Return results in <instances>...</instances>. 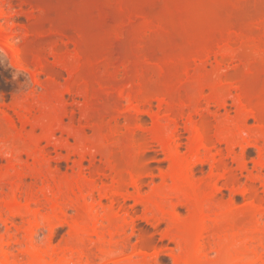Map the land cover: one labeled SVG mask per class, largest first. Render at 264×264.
Segmentation results:
<instances>
[{"label": "bare ground", "instance_id": "6f19581e", "mask_svg": "<svg viewBox=\"0 0 264 264\" xmlns=\"http://www.w3.org/2000/svg\"><path fill=\"white\" fill-rule=\"evenodd\" d=\"M16 1L18 2V0ZM19 1V3L23 2L22 4L25 3L26 6L28 5L31 8L37 5L40 10L34 22L36 23L37 21V26L39 28L32 29L34 23H31L32 25L29 26L30 34L27 36V40L23 45L25 55H31L37 62H40L45 58L44 55L48 54L47 52L53 54L55 47L52 46L49 48L39 39H34L32 41L31 36L36 35L38 30H40L38 35H41L43 33V26L47 24L52 26V29L48 31V33L51 32L62 35L69 31L66 30L63 25L66 24V22H64L66 17L64 18L63 12H60L58 19L53 18L50 20L46 10L49 0ZM57 1L63 3V0ZM84 1L87 3L89 0L87 2L86 0ZM145 1L146 0L99 1L101 6L98 4V6H100V8L98 7L99 10H97L98 13L96 14L94 11L90 12L89 17H98L103 21L101 22L103 25L111 24L110 22L115 19L120 23L118 26H114L115 29L113 31L110 29L114 44H111L106 50L100 51L95 55L85 56L82 54V51H84L82 36H87L90 31L88 30L89 32H85L87 34H84L79 30V32L82 33L81 35L74 29L76 37L73 38L71 43L77 49L74 58L75 63L70 70L69 79L60 97L68 95L72 99H75V97L83 99L84 103L80 116L85 123L90 122L88 130H90L92 134L89 137L85 136V131L83 130H85L86 125L83 126V130H81L70 126L64 128V126L60 127V125H55L51 128L49 126H52V124L48 123L50 125L43 128V136L39 140H34L33 142L35 143L33 145H35V148L39 145L40 141L46 143L47 149H42L40 154L42 155V161L46 162L47 166L53 164L56 171L58 170L59 164L62 162L60 151L63 149L67 151L71 150L73 154L79 158V166H81L84 161H87L92 166L94 165L96 157L102 159L104 168L110 172L109 178L111 180V188L109 187V191L105 187L100 189V191L98 190L97 194H99V200H97L98 202L95 205L101 207L103 201H106L108 203L107 211L112 214L115 213V218H122L115 234H125V231L130 229L131 235L129 237L135 234V224L128 222L132 210L129 211L130 213L126 210V196L123 195L122 191L130 186L135 190L137 195L139 194L141 186V180L138 177L140 173L139 165L145 153L149 152L151 148H154L152 144L157 145L161 153H164L169 161L171 160L169 162L167 159L169 164L174 158V161L178 162L180 171L178 173L176 169L177 171L175 172L178 173L176 174L177 176L173 174V178L174 176L177 177L174 178V180L177 179L176 181H179V178L181 182L184 179L186 180L194 173L193 170L197 166H203L204 164L208 165V186L203 191L201 190L202 188L200 189L202 194L199 195L198 193V197L196 194L197 192L194 194L189 192L197 196L196 199L194 196V200L191 204L189 199L191 195L186 192L187 190L185 191V187L184 192L189 196L185 195L181 197L183 199L188 197L189 200L185 199L184 201L186 206L195 205L196 208H193H198L196 211L201 208L200 211L196 212L198 213L197 216H199V214L201 215V219L197 218L198 221L200 220V223L198 222L199 225H197L196 236L194 234L195 240L192 241L193 244L191 248V251L193 249L192 254H196L194 259L198 257L197 255H199L198 258L204 256L202 252H205L206 249L204 250V248L206 245L207 248L209 247L208 250L216 255L218 262L223 263V256L225 254L223 250L228 242L226 231L227 228H231L232 231H234V229L233 221L228 224V220L225 219L227 214L230 213L222 211L216 202L217 197L221 195L222 191H229L231 203L234 202L237 195H240L244 201V210L254 211L255 220L258 218H256V216L264 218V176L261 174L264 170V0H236L234 9L227 12V14H216L211 10L209 12L204 10V12L201 11L199 13V9H197L194 13L195 16L197 15L196 12H198V14H201L203 17H198L199 19L202 18L200 23L197 22V24H192L195 29L193 31L185 30L183 25L174 26L173 23H171V25H173L170 26V29H165L163 26L165 29L163 31H157L160 30V28L155 29L157 26L156 23L154 24L156 26H153L154 28H152L151 25V28H149L150 26L145 16ZM12 2L13 0H8L9 4H12ZM91 3L89 4L91 5ZM22 4L21 6H23ZM90 5L86 6L89 8ZM94 8L95 6H93V9ZM169 8L170 7H168V9ZM168 9L163 10L166 14L160 12L156 15V19L161 21L159 18L160 16H166L168 18L175 16L174 13L169 12L171 9ZM88 10H90V8ZM182 13L180 15L181 18L184 16V13ZM3 15L5 14L1 11L0 18L3 17ZM178 15L176 14V16ZM194 17H192V19H194ZM77 19H79V17ZM174 19L176 20V17ZM186 19H188V16ZM80 20L81 19H79V21ZM187 23L188 22L185 24ZM95 31L93 33H97ZM159 32H161L162 35L159 34ZM20 52L21 50L11 53L20 55ZM41 62L40 64L43 63ZM46 68L47 67L43 65V69L41 70L46 72V74H51L50 77L55 76L54 72ZM119 74L121 78L118 79L117 76H119ZM110 89L113 92L119 89V92L113 93ZM98 98H100L101 101H107L105 105L103 104L104 106L102 108H100L102 105L99 108L97 105L95 107V104H97L95 102L98 101ZM114 99L118 102L123 101L127 103L125 109L114 111L113 109L107 108L106 105ZM228 102H230L231 106L235 109V112L233 111L235 114L233 119L236 118V125H231L233 119L231 120L227 116V113L230 111L227 110L229 106L227 105ZM62 110V114L59 115V117L56 115L58 119L66 116L65 106L62 107ZM220 111H223L228 117L226 119L224 118L227 122L226 125L230 123V120L231 124L220 126V121L222 123ZM143 117H147L150 120L149 127H146L143 123ZM120 119L123 121L122 125L119 124ZM249 120L255 123V128L250 131V133L253 131L252 138L250 137L249 131L248 135H242L244 134V131L242 132V127H244ZM223 123L221 125H223ZM56 130L57 132L59 131L60 134H67L71 137L75 142L74 145L68 147L65 145V142L59 143L52 141V135ZM181 131L189 135L187 143V149L190 155L189 158L185 156V158L182 159L181 157H172L170 155L172 153V155L175 156L178 154ZM211 132L213 133L212 135H210ZM220 145L225 146L227 156H229L231 162L236 166L234 169L228 167L227 159H223L220 156V158L217 159L211 155L212 150H216ZM237 147L240 151L239 154L236 155L234 150ZM48 148H53L54 157L48 155ZM248 148H252L256 152V159L253 161L256 174L246 171L247 167L244 158ZM152 151L157 153L155 149H152ZM168 153L172 159L167 155ZM204 153H207L209 157L204 156L205 158H201L200 156ZM174 161L173 163L175 164L176 162ZM180 162L182 165H180ZM104 168L97 167L93 171H96L95 173L99 176H104ZM119 169L130 175L131 181L129 180L130 184L128 182V186L123 183V178H121ZM237 171H239V173H237ZM244 171L247 172L246 176L242 175ZM241 177L245 178L244 183H241ZM173 183V186H176L175 182ZM189 184L191 185L192 183L188 182V187ZM256 184L260 185L261 190L257 188ZM180 185L181 184H179V186ZM77 186H75V188H77L76 190L80 191V186ZM70 187L71 186L65 187L63 193V190L58 191L60 196L69 197V193L73 194L75 189L73 190V188ZM177 189L178 188H176V193ZM190 190L192 191V189ZM155 193L156 191L153 194ZM183 193L180 190V194L182 195ZM183 199H181L182 202ZM149 200L151 199L147 201L146 199L143 201L139 200V202H137V200L135 203L141 205L152 214L154 209H156V206H154L156 201L152 200L155 203L153 205V202ZM177 202L179 205H184L183 203H179V201ZM177 202L175 204H177ZM161 205L157 206L156 211L162 212L163 207H161ZM171 206L170 208H172ZM173 206L175 207V205ZM95 207L96 206L91 204L88 208L93 209ZM190 208L189 211L191 210ZM10 209L11 213H9L12 217L14 215H21L19 212L16 213L14 209L13 211L12 207ZM54 209L62 213L69 209L80 211L81 208L73 204L72 201L70 204L63 201L62 203H57ZM194 210L192 209L191 211L195 215L196 213ZM164 212L166 211H163V213ZM232 212H237V210L233 209ZM56 218L57 216L44 219L47 223L50 236H52L56 225L63 224L62 222L52 224L54 220L57 221L59 219ZM52 219L54 220L52 221ZM34 223L35 221L33 225ZM156 223H159V220H154L151 225H156ZM34 226L37 228L36 225ZM75 226L76 224H74L72 228L73 235L74 233L78 234L80 231H77L78 229ZM77 226H79V224ZM94 227L91 228L92 231L90 232L92 235L95 234V237L97 232L95 233L96 230H94ZM35 228L34 230L31 229L32 231L28 233L27 236L29 238H32L35 234ZM251 231L253 230L245 229V233L243 232L242 236L243 239L241 238L242 241H240V238L238 241L237 238L238 243H244L245 246L252 242L254 243L252 238L254 233V235L257 234V236H261L255 239L259 238L258 240L261 247L264 248V231L254 230L253 233ZM178 234H176L177 236L174 235L173 238L170 236L173 241L175 237L177 243H179V237L182 233ZM82 235L83 237L84 235L88 236L89 233L83 231ZM113 235L114 234L110 232V237ZM182 235L181 238L184 236ZM237 235L239 236V234L235 232L232 237ZM76 236L77 239L75 238L74 241L76 242L77 240L78 243H81L83 237ZM101 237L97 240L99 243ZM129 237L124 239L120 245H115L116 248L118 247L120 250V252H117L118 254H124ZM186 238L185 240L183 238V241H185L186 245H189L186 242L188 241ZM233 240L235 241V239ZM77 249L73 250L69 248L68 250L72 253L78 252ZM185 249L188 251V248ZM100 250L102 249L100 248ZM189 252L190 251H188V253ZM25 253L31 258L30 261L32 260L29 264H44L39 253L38 258L35 256L37 254L35 252L33 255L30 252L25 251ZM117 253L114 251L113 254ZM3 254L6 259V253L3 252ZM156 255L158 254L156 253ZM63 258L61 260H63ZM262 258L264 259V257ZM192 259L193 257L190 258V261ZM187 261L186 257L185 259L183 257L182 259L180 258V264H188V262H190ZM246 261L245 258H239L236 264H251V262ZM28 262L29 261L26 263ZM73 262L74 261H72V263ZM116 262H114V264H120ZM0 264H8L7 259L4 262H0ZM68 264L70 263L68 262Z\"/></svg>", "mask_w": 264, "mask_h": 264}, {"label": "rangeland", "instance_id": "374dc122", "mask_svg": "<svg viewBox=\"0 0 264 264\" xmlns=\"http://www.w3.org/2000/svg\"><path fill=\"white\" fill-rule=\"evenodd\" d=\"M87 1L88 0H86V2ZM94 1L95 0H89L87 3H85L84 0H63V3H59L57 0L48 1L46 10L49 19H58L59 13L63 12L64 18L66 17L64 21L66 24L63 25L64 28L69 31L62 35L51 32L48 33V31L52 29V26L47 24L46 26H43V33L41 35H38V32L40 31L38 30L36 35L31 36L32 41L34 39H39L44 45H47V47H55L54 55L51 52H47L48 54H45V58L41 60L43 63L40 61L42 64L37 62L33 56L25 55L23 50L24 42L30 34L29 26L35 22V17L39 15L40 10L37 5L32 6L31 8L28 5L27 7L25 3L22 4L23 2L19 3V0L18 2L13 0L12 4H9L8 0L0 1V12L2 11V13L5 14L0 18V262H4L7 259L8 264H29L32 260L30 261L31 258L27 256L25 253L26 251L32 253V255L34 252L37 253L35 255L37 258L40 254L44 264H68V262L70 264H73L74 262V264H78V262L79 264H114L116 261L120 264H180V258L182 259V257L184 259L186 257L188 261L193 257L190 262L187 261L188 264H236V261L239 258H245V260L251 262V264H264V259L262 258L264 257V248L261 247L258 240L259 238L255 239L261 236H257V234L254 235L253 233L254 230L264 231V218L256 216V218H258L255 220L254 211L244 210V201L240 195H237L234 202L231 203L228 190H223L221 195L217 197L216 201L222 211L230 213L227 214L225 218L228 220V224L233 221L234 231H232L231 228H227L226 231L228 242L223 250V253H225L223 256L224 259L222 258L224 262L219 263L216 255L213 252H210L208 250L209 247L207 248L206 245L204 248V250L206 249L205 252H202L204 256L200 255L202 258H198L199 255H197L198 257L195 258L196 260L194 259L196 254H192L193 249L191 251V248L193 244L192 241L195 240L194 234L197 231V225L200 223V220L198 221V219H201V215L199 214V216H197L198 213L196 212L200 211L201 208L196 211L198 208L195 209V205L186 206L184 201L185 199H190V203L193 202L195 195H192V193L194 194L197 192L196 194L199 197V195L202 194V191L208 186L209 166L206 164L194 168V173H192L186 180L184 179L181 182L179 178V181H176L177 179L174 180V178H177L175 176H177L176 174L180 171L178 162L174 161V158L169 164L167 162V156H165L164 153H161L157 145L152 144L154 148H151L149 152L145 153V156L139 165L140 173L138 172V177L141 180V186L138 195L133 188L128 186V182L130 184L131 181L130 175L119 169L121 178H123V183L128 186L127 189L122 191L123 195L126 196V210L128 212L132 210L131 213L129 212L130 218L128 222L135 224V234L132 235V237H129L131 235L130 229H127L125 234H115L122 218H115V213L112 214L107 211L108 203L106 201H103L101 207L95 205L98 202L97 200H99V194H97L98 190L100 191V189L105 187L109 191V187L111 186V180L109 178L110 172L104 168L102 159L96 157L94 165L92 166L87 161H84L81 166H79V158L75 156L71 150L67 151L66 149H63L60 151L62 162L59 164L57 171L53 164L47 166L46 162L42 161V155L40 154L42 149H47V145L44 141H40L39 145L34 148L35 145L33 144L35 142L33 141L39 140L43 136V128L50 125L48 123L52 124V126H49L51 128L55 125H60V127L64 126V128L70 126L81 130H83L82 127L86 125L85 130H83L85 131V136L89 137L92 134L91 131L88 130L90 122L85 123L80 116L84 103L83 99L78 97L72 99L68 95L60 97V94L65 89L67 80L69 79L70 70L75 63L74 58L77 49L71 43L73 38L76 37L74 29H76V32L81 35L82 33L87 34L85 32L90 31L87 34L88 37L86 35L85 37L82 36L84 45V51H82V54L85 56L95 55L100 51L106 50L111 44H114L110 29L113 31L120 22L115 19L110 22L111 24L103 25V23H101L103 21L98 17L90 18V12L94 11V13H98V7L100 8L101 6L99 3L102 0H98V2L96 0L95 2L97 3ZM235 2L236 0H146L145 16L147 17V23L149 26L151 25L152 28H154L157 25L155 29L160 28V30L157 31L170 29V26L173 24L174 26L183 25L185 30L193 31L195 29L192 24H197V22L200 23L202 21V18H200V20L198 17L203 16L198 14V12H204V10L209 12L211 10L216 14H227V12L234 9ZM89 3H91V5ZM21 4L23 6H21ZM84 4L87 6L90 5V10H88L89 8ZM98 4L100 6H98ZM93 6H95L96 11L95 8L93 9ZM168 7H170L169 9L171 10H169ZM164 9H168L169 12L175 14V16L170 17L172 20L166 16H160L159 18L161 21L156 19V15L160 12H164ZM197 9L199 10L196 14L200 16L196 15V19L194 13ZM182 12L184 13V16L182 15L183 18L180 16ZM164 13L166 14V12ZM176 14H179V17L176 16ZM187 16L188 19H186ZM78 17L81 19L80 21L77 19ZM175 17L176 20L174 19ZM192 17H194V19H192ZM186 22L188 23L185 24ZM155 23L156 25H154ZM171 23L173 24L171 25ZM151 26L149 28H151ZM35 28H39L37 26V21L32 25V29ZM93 29L94 31L96 29L95 32L97 33H93ZM79 30L82 31V33L79 32ZM159 34L162 35L161 32H159ZM86 37L87 40L85 41ZM20 50V55L12 54L13 52ZM43 65L47 67L46 69L54 72L55 76L50 77L51 74L43 72L41 70L43 69ZM120 76V74L117 76L118 79L121 78ZM117 91L119 92V89ZM111 92L113 91L111 90ZM97 100L98 101L95 102L97 103L95 104V107L97 105L98 108L101 105L100 108H102L107 103L105 99V101L102 100L104 103L100 98ZM227 105H229L227 110H230L227 113V116L232 120L233 117H235V109L231 106L230 102H228ZM63 106L66 108V116L61 119L59 118V120L58 117L62 114L61 110ZM126 106L127 103L123 101L118 102L116 99L111 100L106 105L107 108L113 109L114 111H121L125 109ZM220 115L223 123V119L228 117L223 111H220ZM225 119V124L223 123V125H221L222 123L220 121V126L226 125L227 122ZM235 119L232 120V124L230 120V123L227 125H236ZM142 121L146 127L150 126V120L147 117H143ZM122 122V119H120L119 124L122 125ZM254 125L255 123L249 120L246 125L242 127L243 129L241 128L242 132L244 131V134L242 135H248L251 129L255 128ZM69 129L72 130L71 128ZM252 133L253 131L250 133V137L252 136ZM212 134L213 133L211 132L210 135ZM188 139L189 135L181 131L179 140L180 146L177 152L178 156L172 155L173 153L170 155L172 157H181L182 159H184L185 156L186 158H189L190 155L187 149ZM52 141L59 143L65 142V145L68 147L75 143L67 134H60L57 130L52 135ZM152 149H155L157 153L152 151ZM48 151L49 156H55L53 148H48ZM239 151L240 150L237 147L235 148L234 153L237 155L239 154ZM169 153L167 154L168 156ZM211 153V155L217 159L220 157L227 159L228 167L233 169L236 167L235 164L231 162L229 156H227L224 145L218 146V148L212 150ZM204 156L209 157L207 153L202 154L200 157L205 158ZM172 157H170V159H172ZM244 159L247 167L246 171L256 174L253 165V161L256 159L255 150L248 148ZM173 161L176 163L174 164ZM177 165L178 167L176 168ZM180 165H182L181 162ZM97 167H103L105 169L104 176H99L95 173L96 171H93ZM246 171L242 173L243 176L247 175ZM237 173H239V171H237ZM173 174H175L174 178ZM261 174L264 176V170ZM172 181L175 182L176 186H173L174 183ZM188 182H191L192 184L194 183L193 186L192 184H189L188 187ZM244 182L245 178L241 177V183ZM179 184L182 186H179ZM69 186H71L70 188H73V190L75 189L73 191L74 193H69V197L60 196L58 191L63 190V193L65 187ZM75 186H80V191L76 190L77 188H75ZM256 186L261 190L259 184H256ZM185 187L187 193L192 192L189 193L191 196L184 192ZM176 188H178V194L176 193ZM190 189H192V191ZM180 190L182 193L184 192L182 195L180 194ZM155 191L156 193L153 194ZM156 194L159 195L157 196ZM185 195H188L189 199L188 197L183 199L182 197ZM197 196H195V199ZM145 199L146 201L148 199H151L149 201L155 200L156 204L159 203L156 205L152 201L153 205L155 204L154 206H156V209L157 206L162 204V212L156 211L152 206L154 211L151 214L144 209V207L135 203L137 200V202H139V200L143 201ZM181 199H183V202ZM63 201L67 204H70L72 201L73 204L81 208L80 211L76 210V212L73 209H69L61 213L58 210H55V205L57 203H62ZM177 201L184 205H179ZM176 202L177 204H175ZM91 204L96 207L93 209L88 208ZM172 204L175 205V207ZM170 206L172 208H170ZM11 207L12 210L14 209L16 213L19 212L21 215H14L12 217L10 214ZM189 208L191 210L195 209L194 212L196 213V216L191 210V212L189 211ZM233 209H236L237 212H232ZM163 211L166 212L163 213ZM106 212H109V215ZM55 215L59 219L57 221L52 219V221L54 220L52 224H55L56 222H62L63 224L56 225L52 236H50L47 223L44 219L56 217ZM154 220H159V223L151 225ZM34 221V225H36L37 228L33 225ZM74 224H76L75 227H77V231H80L78 234L74 233L73 235L72 228ZM78 224L80 227L77 226ZM92 226L94 227V230H96L95 233L97 232L96 236H102L100 243L97 241L99 240V237L97 238L95 236V238V234L92 235L90 232L92 231ZM34 228L35 234L32 238H29L27 235L30 231L34 230ZM245 229L253 230L251 232L253 233L252 238L254 241V243L252 242L246 246L244 243H238L239 238L240 241H242ZM83 231H87L89 235H91H84L83 237ZM110 232L114 234L111 237ZM173 232L174 235L179 232L184 235L183 236L179 233V243H177L175 237L173 241ZM235 232L239 234V236L237 235L238 237H232ZM76 235L81 238L83 237V243H78L76 240V244L74 241L75 238L77 239ZM181 235L183 236L182 238ZM128 237L129 241L127 242L124 254H118L117 252H120V250L118 247L116 248L115 245H120L122 241ZM183 238L184 240L185 238L188 240L186 242L189 245H186ZM233 239H235V241ZM69 248H72L73 250L78 248L77 250L80 253H71L68 250ZM100 248L102 250H100ZM185 248H188V251L190 252L188 253ZM114 251L118 255L113 254ZM3 252L7 255L6 259ZM142 253L146 255H143ZM156 253L158 255H156ZM62 258L63 260H61ZM67 258L71 261H68ZM27 261L29 262L26 263ZM72 261L74 262L72 263Z\"/></svg>", "mask_w": 264, "mask_h": 264}]
</instances>
